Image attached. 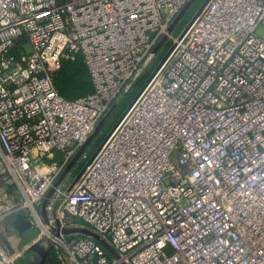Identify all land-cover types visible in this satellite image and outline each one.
Returning a JSON list of instances; mask_svg holds the SVG:
<instances>
[{
	"label": "built area",
	"instance_id": "1",
	"mask_svg": "<svg viewBox=\"0 0 264 264\" xmlns=\"http://www.w3.org/2000/svg\"><path fill=\"white\" fill-rule=\"evenodd\" d=\"M186 2L0 0L1 180L20 193L0 227L26 211L58 264H264V0H209L176 36ZM161 40L156 70L64 184ZM76 54L93 91L68 101L53 76Z\"/></svg>",
	"mask_w": 264,
	"mask_h": 264
},
{
	"label": "rangeland",
	"instance_id": "2",
	"mask_svg": "<svg viewBox=\"0 0 264 264\" xmlns=\"http://www.w3.org/2000/svg\"><path fill=\"white\" fill-rule=\"evenodd\" d=\"M204 1L205 0H187V2L182 6L178 14L172 20V24L174 22L173 24L174 35L179 36L186 29V27L188 26L194 15L197 13V11L200 9ZM186 4L188 5L185 8V10L181 13L179 18L175 20V18L180 14L181 10ZM259 34L261 37L264 35L262 29L259 30ZM158 44L153 48H151L147 56L140 63L138 72L136 73L134 78L130 81V83L126 87V90L118 94V96H116V98L112 101L111 105L109 106L108 111L102 115L100 120L103 118L104 120L101 128L92 137L88 145L85 147V150L83 151L81 156L76 160L75 166L73 167L72 170H70V174L67 175V177L65 175L63 176L64 178L66 177L64 184H69L71 180H74L79 175L82 169L87 165V163L96 153V151L99 149L101 144L104 142V140L113 130V128L116 126L118 121L124 115L128 107L136 98V96L139 94L141 89L144 87V85L146 84L152 73L156 70L159 63L164 58L170 43L164 44L163 47H160L161 45ZM75 155H73L72 158ZM54 157H56V159H59V153L57 152L56 154H54ZM61 176L59 180L63 178V177L61 178ZM24 214H27V212L24 211Z\"/></svg>",
	"mask_w": 264,
	"mask_h": 264
},
{
	"label": "crops",
	"instance_id": "3",
	"mask_svg": "<svg viewBox=\"0 0 264 264\" xmlns=\"http://www.w3.org/2000/svg\"><path fill=\"white\" fill-rule=\"evenodd\" d=\"M3 167L0 149V206L6 202H17L20 199V193L16 186L2 182ZM36 239L37 230L33 227L28 214H24V211L11 214L1 224L0 248L9 254L16 255L14 263L39 264V255L30 250V247L36 244ZM46 264H58L51 252L46 259Z\"/></svg>",
	"mask_w": 264,
	"mask_h": 264
},
{
	"label": "trees",
	"instance_id": "4",
	"mask_svg": "<svg viewBox=\"0 0 264 264\" xmlns=\"http://www.w3.org/2000/svg\"><path fill=\"white\" fill-rule=\"evenodd\" d=\"M53 85L57 93L68 101L85 97L93 91L89 72L80 54H76L73 61L62 62L53 76Z\"/></svg>",
	"mask_w": 264,
	"mask_h": 264
},
{
	"label": "water",
	"instance_id": "5",
	"mask_svg": "<svg viewBox=\"0 0 264 264\" xmlns=\"http://www.w3.org/2000/svg\"><path fill=\"white\" fill-rule=\"evenodd\" d=\"M209 0H205L204 3L202 4V6L200 7V9L197 11V13L194 15V17L192 18V20L190 21V23L188 25H190L192 23V21L197 17L198 13L201 11V9L206 5V3L208 2ZM188 4H186L183 9L181 10L180 14L175 18V20H177L179 18V16L181 15V13L185 10V8L187 7ZM174 24V22H173ZM172 24V26H173ZM163 42L160 41L158 45H160L161 43ZM149 80V79H148ZM147 83V82H146ZM145 86V85H144ZM143 89V88H142ZM141 89V90H142ZM141 92V91H140ZM139 92V93H140ZM137 97V96H136ZM134 101V100H133ZM132 104V103H131ZM130 104V105H131ZM130 107V106H129ZM128 107V108H129ZM103 119H101L94 132L88 137L87 141L80 147V149L78 150V152L76 153V155L72 158V160L70 161V163L67 165V167L65 168L61 178L70 170V168L73 166V164L76 162V160L81 156V154L83 153V151L85 150V147L88 145L89 141L92 139V137L96 134V132L101 128L102 126V123H103ZM58 184V182L55 184V186ZM51 193V192H50ZM50 193L48 194V196L50 195ZM74 230H67V232H72ZM78 232L84 234V235H87V236H90L91 238L95 239L97 242H99L108 252H110L111 254L114 255V252L111 250V248L105 243L103 242V240H101L99 238V236L93 234L92 232L86 230V229H79L77 230ZM30 250L35 252L36 254L39 255L40 257V260H39V264H46V259L50 253V249H44L43 247H41L38 243L36 244H33L31 247H30ZM14 264H18L17 262H15Z\"/></svg>",
	"mask_w": 264,
	"mask_h": 264
}]
</instances>
